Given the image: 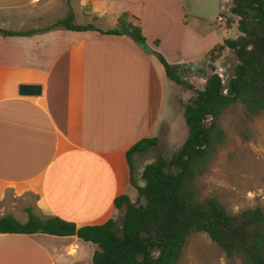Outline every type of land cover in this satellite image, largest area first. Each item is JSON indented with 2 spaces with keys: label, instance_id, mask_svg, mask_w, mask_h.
I'll list each match as a JSON object with an SVG mask.
<instances>
[{
  "label": "crops",
  "instance_id": "0c3cea01",
  "mask_svg": "<svg viewBox=\"0 0 264 264\" xmlns=\"http://www.w3.org/2000/svg\"><path fill=\"white\" fill-rule=\"evenodd\" d=\"M67 12L100 31L126 14L146 50L128 36L51 28ZM184 22L182 0H0V31L24 34L0 35V218L25 222L21 202L76 228L113 218V200L134 193L126 151L157 138L169 113L172 82L152 52L190 65L220 45ZM20 86L39 94L19 96ZM93 250L75 237L0 234V264H91Z\"/></svg>",
  "mask_w": 264,
  "mask_h": 264
},
{
  "label": "trees",
  "instance_id": "16d2710c",
  "mask_svg": "<svg viewBox=\"0 0 264 264\" xmlns=\"http://www.w3.org/2000/svg\"><path fill=\"white\" fill-rule=\"evenodd\" d=\"M228 14L237 20L238 37L214 46L202 59L213 64L224 50L231 53L235 65L225 85L216 74H210L201 90H193L177 74L179 67L168 65L152 52L167 80L194 92L193 98L182 104L186 137L168 161L158 158L145 165L138 177L134 175L131 156L154 148L157 139H141L126 151L128 184L136 198L132 202L122 195L113 200V208L122 214L117 230L112 219L99 226L76 228L57 217L40 219L26 208L23 223L10 216L1 217L0 234L75 237L94 247L91 264H179L188 238L201 233L228 260L264 264L262 211L252 208L228 214L215 198H201L197 183L225 141L219 117L235 106L240 107L245 119L264 113V0H231ZM135 21L121 14L113 29L100 31L91 26H75L71 13L67 12L51 28L128 36L146 50L139 27L133 24ZM0 35L24 34L0 31Z\"/></svg>",
  "mask_w": 264,
  "mask_h": 264
},
{
  "label": "rangeland",
  "instance_id": "374dc122",
  "mask_svg": "<svg viewBox=\"0 0 264 264\" xmlns=\"http://www.w3.org/2000/svg\"><path fill=\"white\" fill-rule=\"evenodd\" d=\"M182 1L184 26L190 33L200 37L211 34V40L215 44L238 37L237 20L228 14L231 0ZM219 16L220 24L223 23L225 28H217ZM183 39L188 41L184 35ZM183 39L178 40L174 46L175 55H181L185 51ZM178 63L175 66L179 67L177 74L193 90H201L204 80L210 74H216L225 85L235 60L230 52L224 50L213 64L202 58L190 65ZM193 96V91L184 90L174 83L170 91L165 90L169 113L159 128L156 146L145 153L131 156L136 177L145 165L156 162L158 158L168 161L172 153L180 147L186 137L182 104L187 103ZM218 124L225 134V141L197 180L200 197L215 198L225 212L231 215L252 208H259L264 214V113L245 119L240 107L235 106L219 117ZM138 184L141 185L140 182ZM135 198L134 192L130 201L133 202ZM141 203L139 200V204ZM20 207L24 213L26 207L22 202ZM14 216H18L21 222L25 218L20 213ZM112 220L115 223L114 230H117L122 223V214L115 210ZM179 264H239V261L226 259L204 234L196 233L188 238Z\"/></svg>",
  "mask_w": 264,
  "mask_h": 264
},
{
  "label": "water",
  "instance_id": "95a60500",
  "mask_svg": "<svg viewBox=\"0 0 264 264\" xmlns=\"http://www.w3.org/2000/svg\"><path fill=\"white\" fill-rule=\"evenodd\" d=\"M39 94V87L36 86H20L18 88L19 96H37Z\"/></svg>",
  "mask_w": 264,
  "mask_h": 264
},
{
  "label": "built area",
  "instance_id": "2783aa9c",
  "mask_svg": "<svg viewBox=\"0 0 264 264\" xmlns=\"http://www.w3.org/2000/svg\"><path fill=\"white\" fill-rule=\"evenodd\" d=\"M220 20H221V18L219 17V18L217 19V22L221 23V21H220ZM223 20H224V19H223Z\"/></svg>",
  "mask_w": 264,
  "mask_h": 264
}]
</instances>
